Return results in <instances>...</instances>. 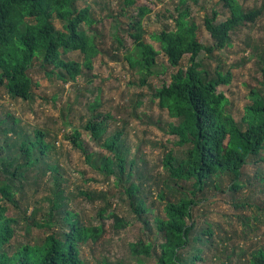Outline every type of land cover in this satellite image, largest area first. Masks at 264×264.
<instances>
[{
	"label": "trees",
	"instance_id": "16d2710c",
	"mask_svg": "<svg viewBox=\"0 0 264 264\" xmlns=\"http://www.w3.org/2000/svg\"><path fill=\"white\" fill-rule=\"evenodd\" d=\"M90 1L0 0V88L13 99L31 101L36 88L31 75L35 64L40 63L48 76L56 75L64 83L76 82L85 69L90 71L100 53L95 37L87 31L97 24L91 7H80ZM139 1L119 0L117 9L120 17L137 9L140 13L138 21L128 24L133 47L125 56L140 85L167 70L159 62L161 55L175 68L190 56L187 70L180 68L172 82L156 93L162 108L178 119L171 125V134L181 153L166 154L161 164L165 175H152L138 165L139 157L129 158L131 148L122 130L109 133L113 117L109 112L97 113L99 99L89 105L92 116L83 130L105 152L97 156L89 152L80 129L70 138L73 146L94 171L113 179L121 199L141 224L147 238L131 245L137 257L153 259L155 264H264V240L242 247L235 242L237 227L230 233L223 224L208 217L200 222L196 215L213 197L229 194L236 210L256 206L259 214L255 213V220H264V206L239 197L248 187H264V46L247 45L260 79L250 88L251 103L241 122L231 111L228 96L220 91L232 84V70L220 64L215 67L204 58L231 48L232 35L256 24L264 15V6L245 8L240 0H220L229 17L219 22L217 10L206 16L204 26L215 44L205 46L196 20H188L191 11L186 7L189 1L198 4L200 0H179L176 29L166 28L153 36L161 47L157 50L147 42L144 28V20L153 11L138 8ZM147 1L162 4L166 0ZM55 20L62 24V31L56 30ZM118 42L122 44L120 39ZM71 52L83 54L84 62L67 60L65 56ZM55 149L48 131L25 129L12 113L0 117V264H88L82 247L98 241L103 229L87 226L71 206L74 197L67 195V179L54 158ZM249 165L259 167L254 176L246 174ZM155 189L162 214L152 219L149 214L154 203L149 205V200ZM41 191L46 197L30 213L31 201ZM78 193L91 202L98 199L84 190ZM99 198L109 205L107 193ZM104 213L106 209L100 211L101 217ZM108 217L114 219L117 232L128 226L114 211ZM232 217L249 221L241 214ZM229 219L234 226L236 221ZM252 229L247 223L246 237ZM138 260L144 263L142 258Z\"/></svg>",
	"mask_w": 264,
	"mask_h": 264
},
{
	"label": "rangeland",
	"instance_id": "374dc122",
	"mask_svg": "<svg viewBox=\"0 0 264 264\" xmlns=\"http://www.w3.org/2000/svg\"><path fill=\"white\" fill-rule=\"evenodd\" d=\"M219 2L220 0H200L195 4L189 1L186 6L191 11L188 20H196L200 42L205 46L215 44L204 26L206 16L217 10L220 13L219 22L229 17ZM240 2L245 8L260 9L264 6V0ZM87 5L91 7L92 15L97 21V24L87 31L89 35L95 37L100 51L93 60V68L90 71L85 69L83 76L76 82L64 83L56 75L48 76L40 63L35 64L31 69V75L36 82L34 99L31 101L13 99L5 88H0V117L4 118L8 113H12L25 129L41 128L50 133V138L56 145L54 158L67 179V195L72 194L70 197H74L71 206L80 213L87 226H101L103 229L98 241H90L82 247V256L88 264H155L153 259L137 257L132 253L131 245L139 239L146 240L147 237L142 233L141 224L135 221L136 216L129 204L121 199L120 189L113 185V179H106V176L97 173L86 163L85 156L74 148L70 138L76 129H80L83 132L81 141L88 147L89 152L95 156L105 152L91 140V135L83 130V126L92 116L89 105L99 99L101 106L97 113H111L113 119L109 121V133L116 129L123 131L126 143L131 148L129 158L139 157L138 165L146 168L152 175H165L161 164L166 154L172 151L180 154L182 148L177 144L176 136L171 134V125L178 122V119L172 117L169 110L162 108L156 93L163 85L172 82V75L180 68L187 70L190 56L182 61L180 67L175 68L161 55L159 62L167 70L141 86L125 58L126 51L133 47V41L128 34V24L139 20V10L130 12L128 17H120L117 9L119 0H91L80 7L84 9ZM179 5V0H166L162 4L147 0L139 1L138 8L148 7L153 11L144 20V28L147 42L154 45L157 50L161 47L153 40V36L166 28L176 29ZM54 23L56 30L62 31V24L58 20ZM118 39L125 48L119 44ZM231 44L233 45L231 48L215 53L213 58H206L205 55L204 58L215 67L220 64L227 71L232 70L234 74L232 84L222 86L220 91L228 96L231 101L230 109L241 122L246 106L251 103L250 88L257 86L256 79H260L254 59H249L252 50L248 49L247 45L251 44V48L264 46V15L256 24L234 33ZM65 58L84 62V55L77 52L67 53ZM258 169L259 167L249 165L246 174L254 176ZM79 190L87 191L96 198L98 196V199L95 202L86 200L79 196ZM152 191L154 196L150 198L149 205L154 204L149 218L153 219L162 214V207L156 199V189ZM103 193L108 194L109 205H104L100 200L99 197ZM213 195L215 194L212 193L211 196ZM45 197L46 194L42 191L33 197L31 202L34 205L30 213L34 210L36 202L43 201ZM239 197L250 200L253 205L264 206V187H248L239 194ZM233 202L232 195L219 194L209 201L205 210L197 211L196 215L200 217V222L208 217L213 222L223 224L230 233L237 227L239 234L235 242L242 247H252L258 241L264 240V220L257 221L254 218L258 208L254 206L250 210L238 211L234 208ZM102 209H106L104 218L100 214ZM111 211L129 222L128 226L117 232L114 219L108 217ZM239 214L245 215L249 221L244 218L239 221L232 217H238ZM229 217L236 221L234 226L230 224ZM243 221L253 227L252 232H248V237L244 233L247 223L244 224ZM140 258L144 263L139 262Z\"/></svg>",
	"mask_w": 264,
	"mask_h": 264
}]
</instances>
